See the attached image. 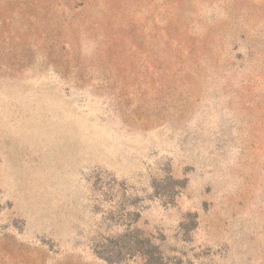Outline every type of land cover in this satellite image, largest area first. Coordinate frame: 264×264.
Returning <instances> with one entry per match:
<instances>
[{
	"label": "rangeland",
	"instance_id": "obj_1",
	"mask_svg": "<svg viewBox=\"0 0 264 264\" xmlns=\"http://www.w3.org/2000/svg\"><path fill=\"white\" fill-rule=\"evenodd\" d=\"M0 264H264V0H0Z\"/></svg>",
	"mask_w": 264,
	"mask_h": 264
},
{
	"label": "trees",
	"instance_id": "obj_2",
	"mask_svg": "<svg viewBox=\"0 0 264 264\" xmlns=\"http://www.w3.org/2000/svg\"><path fill=\"white\" fill-rule=\"evenodd\" d=\"M152 255V254H151Z\"/></svg>",
	"mask_w": 264,
	"mask_h": 264
}]
</instances>
